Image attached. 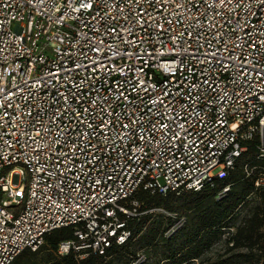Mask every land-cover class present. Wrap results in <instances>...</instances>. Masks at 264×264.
Segmentation results:
<instances>
[{
    "label": "built area",
    "instance_id": "1",
    "mask_svg": "<svg viewBox=\"0 0 264 264\" xmlns=\"http://www.w3.org/2000/svg\"><path fill=\"white\" fill-rule=\"evenodd\" d=\"M256 137L264 0H0V264L67 226L58 254H104L138 191L213 185Z\"/></svg>",
    "mask_w": 264,
    "mask_h": 264
},
{
    "label": "trees",
    "instance_id": "2",
    "mask_svg": "<svg viewBox=\"0 0 264 264\" xmlns=\"http://www.w3.org/2000/svg\"><path fill=\"white\" fill-rule=\"evenodd\" d=\"M257 141L256 137L248 143L246 152L236 161L226 177L217 178L213 185H207L199 191H185L192 200L182 207L170 205L173 196L179 195L173 192L163 195L140 190L136 193L135 196L142 203L140 211L162 204L168 205L172 212L180 216L183 215L178 211L179 209L187 211V217L183 216L185 218L183 226L174 234L166 235L169 227L174 223L172 217H169L170 222L159 234V240L156 243L150 241L153 245L150 256L145 254V258L137 262L138 252L128 250L143 231L148 213L129 218L120 214L121 220L126 219L124 228L131 232L130 237L123 244L112 241L104 254L92 250H87L88 255L85 258L80 257L85 251L72 250L66 255L58 254L59 244L62 241L75 238L73 228L67 226L49 233L45 243L37 251H22L12 264H132L133 262L161 264L165 259L164 264H193L194 259L202 255L214 240L221 238L225 230L233 227L230 225L232 219L239 217L241 219L235 227V232L229 229V235L225 238L227 245L232 243L227 251L238 250V252L224 259L207 258L202 260L201 264H231L233 260L235 263L264 264V186L255 187L254 184L258 173L264 172V158L255 157ZM248 163L258 169L249 176L244 170L245 164ZM227 185L230 189L220 196V192ZM159 242L161 247L157 251ZM243 247L246 251H239ZM44 249L50 250L52 254L42 261L40 259L32 262L30 258L38 256V253Z\"/></svg>",
    "mask_w": 264,
    "mask_h": 264
},
{
    "label": "rangeland",
    "instance_id": "3",
    "mask_svg": "<svg viewBox=\"0 0 264 264\" xmlns=\"http://www.w3.org/2000/svg\"><path fill=\"white\" fill-rule=\"evenodd\" d=\"M252 167V166H250ZM258 169L253 168V173H256ZM252 194H250L251 196ZM192 200L190 196L185 192L184 194L181 193L179 195L173 196L171 200L170 205H174L177 207L184 206L187 202ZM150 212H148V218L146 220V225L143 229V231L140 233V235L133 241V243L129 246V251L131 252H138V258H145V254L147 256H150V253L152 252L153 245H151L150 241L156 243L159 240V234L162 232V230L166 227L169 221V217H172L170 213L172 212L171 209H169L168 205L162 204L159 206H156L155 208H152ZM183 216L187 217V211L185 209H179L178 210ZM174 222L176 221L174 217H172ZM241 217L237 219H232V222L230 225L233 227H228L229 231L235 232V227L237 224H239ZM228 230H225L226 232L221 236V238H218L214 240L211 244V246L205 250L202 255H200L198 258L196 257L194 259L193 264H201L202 260H205L207 258H210L211 260H218V259H224L229 258L233 256L237 251H227L229 245L226 244L225 238L229 235ZM159 248L157 251L160 250L161 242L158 244ZM239 251H246V248H240ZM52 252L50 250H42L38 253V256L30 258L33 262L34 260H44L45 258H48L49 255H51ZM129 257V255H128ZM166 260V259H165ZM161 261V264H164V261ZM238 264H245L243 262H236ZM235 260H233V263L236 264Z\"/></svg>",
    "mask_w": 264,
    "mask_h": 264
}]
</instances>
